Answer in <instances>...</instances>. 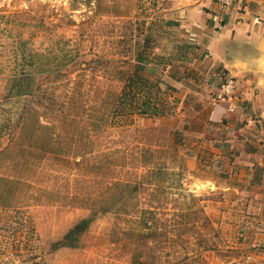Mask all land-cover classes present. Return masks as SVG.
<instances>
[{
    "label": "rangeland",
    "instance_id": "374dc122",
    "mask_svg": "<svg viewBox=\"0 0 264 264\" xmlns=\"http://www.w3.org/2000/svg\"><path fill=\"white\" fill-rule=\"evenodd\" d=\"M169 4L0 0V264H248L264 181L230 180L212 155L191 168L177 129L210 74L170 37ZM129 89L157 105L92 123ZM83 218L77 246L60 244Z\"/></svg>",
    "mask_w": 264,
    "mask_h": 264
},
{
    "label": "crops",
    "instance_id": "0c3cea01",
    "mask_svg": "<svg viewBox=\"0 0 264 264\" xmlns=\"http://www.w3.org/2000/svg\"><path fill=\"white\" fill-rule=\"evenodd\" d=\"M168 9L170 37L189 49L200 72L210 74L195 115L177 129L186 128L181 135L192 154L191 168L212 155L218 157L212 163L216 171L256 188L264 181V0H234L225 12L214 0H170ZM222 72L235 76L232 112L227 102L210 100ZM259 212L242 231L248 264H264V209Z\"/></svg>",
    "mask_w": 264,
    "mask_h": 264
},
{
    "label": "trees",
    "instance_id": "16d2710c",
    "mask_svg": "<svg viewBox=\"0 0 264 264\" xmlns=\"http://www.w3.org/2000/svg\"><path fill=\"white\" fill-rule=\"evenodd\" d=\"M147 59L143 53L138 55V60L142 61ZM23 89H18V94H23ZM112 96L111 104L105 103L104 107L100 108L97 116L93 118L92 123L99 126L101 129H115L119 127H126L134 122L137 115H143L157 105L155 97L146 95L145 98L140 102H135V92L129 89L121 91L119 93H108ZM107 95V96H108ZM73 120V118H72ZM71 121V120H70ZM181 144V141L178 140ZM91 218H83L82 220L75 223L65 234L63 239L59 242L66 246H77L76 241L78 237L87 229Z\"/></svg>",
    "mask_w": 264,
    "mask_h": 264
},
{
    "label": "built area",
    "instance_id": "2783aa9c",
    "mask_svg": "<svg viewBox=\"0 0 264 264\" xmlns=\"http://www.w3.org/2000/svg\"><path fill=\"white\" fill-rule=\"evenodd\" d=\"M216 4H218L222 10L225 12V10L228 8V6L234 1V0H214ZM235 76L231 74L230 72H222L219 76V82L216 90L211 94L210 100L213 103L225 101L227 102V112H232L235 109V105L233 103L235 98ZM246 125H249L251 123V119L246 121Z\"/></svg>",
    "mask_w": 264,
    "mask_h": 264
},
{
    "label": "bare ground",
    "instance_id": "6f19581e",
    "mask_svg": "<svg viewBox=\"0 0 264 264\" xmlns=\"http://www.w3.org/2000/svg\"><path fill=\"white\" fill-rule=\"evenodd\" d=\"M210 188V187H209Z\"/></svg>",
    "mask_w": 264,
    "mask_h": 264
}]
</instances>
